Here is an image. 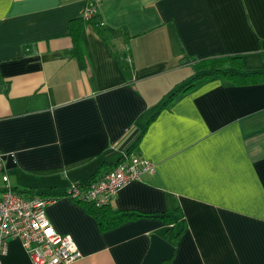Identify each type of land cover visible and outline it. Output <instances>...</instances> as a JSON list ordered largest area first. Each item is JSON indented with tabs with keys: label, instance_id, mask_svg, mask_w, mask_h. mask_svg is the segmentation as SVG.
Masks as SVG:
<instances>
[{
	"label": "crops",
	"instance_id": "obj_1",
	"mask_svg": "<svg viewBox=\"0 0 264 264\" xmlns=\"http://www.w3.org/2000/svg\"><path fill=\"white\" fill-rule=\"evenodd\" d=\"M89 2L97 18L80 21ZM237 55L255 80L199 76L195 63ZM262 73L264 0H0L8 183L56 197L47 218L82 254L70 264H142L153 235L174 247L163 264H264ZM124 154L155 171L119 191L105 215L121 221L101 230L68 194ZM0 264L31 262L9 239Z\"/></svg>",
	"mask_w": 264,
	"mask_h": 264
},
{
	"label": "built area",
	"instance_id": "obj_2",
	"mask_svg": "<svg viewBox=\"0 0 264 264\" xmlns=\"http://www.w3.org/2000/svg\"><path fill=\"white\" fill-rule=\"evenodd\" d=\"M80 17L84 22L96 19L95 6L89 2ZM98 25L102 27L104 24L99 22ZM154 171L152 162L134 154H124L102 176L86 184L73 186L69 196L89 202L96 208L110 206L125 186ZM0 178V256L6 254L9 239H18L31 264H70L80 260L82 254L72 238L56 233L47 218L46 207L55 199L15 191L8 183L1 153Z\"/></svg>",
	"mask_w": 264,
	"mask_h": 264
},
{
	"label": "trees",
	"instance_id": "obj_3",
	"mask_svg": "<svg viewBox=\"0 0 264 264\" xmlns=\"http://www.w3.org/2000/svg\"><path fill=\"white\" fill-rule=\"evenodd\" d=\"M79 20L83 21L81 17L79 18ZM69 25H70L69 26V36L73 40V56L78 60L80 66H83L84 57L82 53V49H83L82 42H81V38L79 35L80 28L79 26L76 25V21H71ZM189 61H192V60H188V62ZM195 66H197L198 70L201 71L199 73L200 77L207 78V77H215V76L222 75L225 78L231 79L233 82L240 81L242 83H248L252 81L253 77H257L258 76L257 74H261V73H254L252 75L251 73H247L243 71L241 58L238 55L222 57V58L207 59V60L195 63ZM262 76H264V73H262ZM194 80L195 79L189 80L186 84H184L181 88H179L180 92H185V90L189 89V87L193 84ZM171 98H173V96ZM69 195L70 193L68 194V196ZM39 196H44V195H39ZM45 197H48V196H45ZM50 197L53 198L54 196H50ZM92 208L94 212L95 211L98 212V216L102 219V221L100 220L98 221V224L101 230L113 228L117 226L118 223H120L121 221L120 218L116 216H111L109 212H107L108 214L105 215V212H106L105 210L109 209L108 206L103 207V208H96L95 206L92 205Z\"/></svg>",
	"mask_w": 264,
	"mask_h": 264
},
{
	"label": "water",
	"instance_id": "obj_4",
	"mask_svg": "<svg viewBox=\"0 0 264 264\" xmlns=\"http://www.w3.org/2000/svg\"><path fill=\"white\" fill-rule=\"evenodd\" d=\"M174 247L159 236L151 237V245L142 264H163L173 257Z\"/></svg>",
	"mask_w": 264,
	"mask_h": 264
}]
</instances>
